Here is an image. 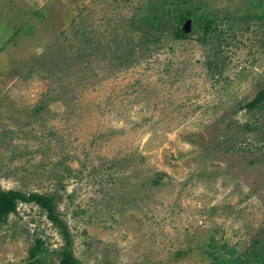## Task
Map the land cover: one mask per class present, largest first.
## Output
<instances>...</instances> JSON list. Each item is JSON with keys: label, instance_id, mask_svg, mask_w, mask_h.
I'll use <instances>...</instances> for the list:
<instances>
[{"label": "rangeland", "instance_id": "obj_1", "mask_svg": "<svg viewBox=\"0 0 264 264\" xmlns=\"http://www.w3.org/2000/svg\"><path fill=\"white\" fill-rule=\"evenodd\" d=\"M262 91L264 0H0V186L82 264H264ZM64 247L0 220V264Z\"/></svg>", "mask_w": 264, "mask_h": 264}, {"label": "trees", "instance_id": "obj_2", "mask_svg": "<svg viewBox=\"0 0 264 264\" xmlns=\"http://www.w3.org/2000/svg\"><path fill=\"white\" fill-rule=\"evenodd\" d=\"M180 36L177 37L179 39H183L185 33L182 32L179 34ZM264 100V91H262L252 102L247 105V108L253 110L255 107L259 105ZM54 197H49L44 194H30L25 195L18 191H5L0 186V220L8 217L12 213L16 212L18 209L19 203H28V204H35L44 210L47 213V217L51 222H53L57 228L60 230V233L63 236L65 247L62 253V260L60 264H82L74 255L72 246L73 241L70 235V232L66 226V223L59 218L58 214L55 210L54 205ZM37 247L34 248L33 255L37 254L39 250V246L44 244L41 240L37 241ZM43 246V245H42ZM35 256V255H34Z\"/></svg>", "mask_w": 264, "mask_h": 264}]
</instances>
